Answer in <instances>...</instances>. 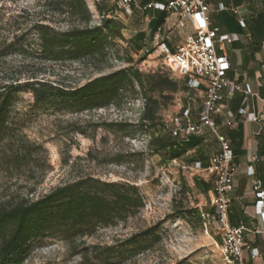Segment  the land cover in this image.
<instances>
[{
	"label": "rangeland",
	"instance_id": "374dc122",
	"mask_svg": "<svg viewBox=\"0 0 264 264\" xmlns=\"http://www.w3.org/2000/svg\"><path fill=\"white\" fill-rule=\"evenodd\" d=\"M86 2L92 13L90 25L99 24L102 18L95 5L92 0ZM106 3L110 6L107 12L117 11L120 16L125 26L122 30L125 40L115 39L104 57L52 62L36 52L38 40L34 25L47 22L66 28L69 22L43 7L42 0H0V85L34 76L75 87L128 66L144 73L165 71L148 27L149 15L138 8L131 15H124L114 0ZM167 15L160 35L167 39L166 44L172 50L187 29L176 27V17ZM139 31L144 33V39L127 43ZM16 36L27 46L24 53H17L14 47L2 48ZM4 51L7 53L1 55ZM235 57L238 60L237 54ZM189 97L178 92L171 102L160 106L157 114L160 125L156 129L160 135L169 133L171 120L178 115L183 99L192 107V118H197L202 93L196 91ZM143 103L137 85L135 90L123 89L120 97L107 106L82 112L35 104L30 92L15 95L12 117L19 133L37 150L32 152V162L21 171H6L0 165V205L21 199L34 200L56 186L87 176L133 184L142 199V206L125 221L99 226L92 235L35 241L24 264H235L222 256L212 224L205 232L203 224L178 217L175 210L177 206L202 210L211 207L210 194L201 193L193 179L210 177L195 165L207 159L214 135L203 132L199 148L187 150L177 159L151 154L147 140L155 130L145 132L136 124ZM152 227L155 234L149 238L144 240L138 236ZM131 236L135 237L134 241L120 248L119 257L112 256L107 262L100 260L104 247L124 244Z\"/></svg>",
	"mask_w": 264,
	"mask_h": 264
},
{
	"label": "trees",
	"instance_id": "16d2710c",
	"mask_svg": "<svg viewBox=\"0 0 264 264\" xmlns=\"http://www.w3.org/2000/svg\"><path fill=\"white\" fill-rule=\"evenodd\" d=\"M94 5L99 14L110 10L106 0ZM42 6L69 22L66 28L47 22L34 25L38 40L36 52L45 60L66 62L104 57L112 49L115 39L125 40L122 34L125 26L119 18L103 17L99 24L90 25L92 13L86 0H42ZM158 12L148 22L152 34L168 16L165 11ZM227 24L231 30H240L232 19ZM131 38L127 43L134 39L143 40L144 33L136 32ZM18 39V36L14 37L2 48L14 47L17 53H24L27 46ZM6 53L4 51L1 55ZM164 69L144 73L137 67L128 66L91 78L75 87L34 76L22 82L1 84L0 165L6 171H21L32 162V152L37 150L19 133L11 114L15 95L23 91L31 93L35 104H51L60 110L82 112L107 106L120 97L123 89L135 90L137 85L144 103L136 124L145 132L155 130L148 135V152L173 160L187 150L199 148L203 139L201 135L174 137L170 132L172 122L167 135H160L156 131L160 125L157 114L161 105L171 102L178 92L186 93L188 98L196 93L188 87L185 79H177L165 66ZM188 104L185 99L182 100L179 115ZM193 180L195 187L203 194H208L212 189L211 178L194 177ZM141 206L142 199L135 185L92 176L56 186L34 200L21 199L0 205V264H24L37 240L57 237L75 239L92 235L99 226L125 221ZM175 210L178 217L195 219L203 224L201 212H212L213 208L202 210L177 206ZM152 234H155V227L142 231L138 236L145 240ZM134 239L131 236L124 244L104 247L100 260L107 262L112 256L119 257L122 252L120 248L130 245Z\"/></svg>",
	"mask_w": 264,
	"mask_h": 264
},
{
	"label": "built area",
	"instance_id": "2783aa9c",
	"mask_svg": "<svg viewBox=\"0 0 264 264\" xmlns=\"http://www.w3.org/2000/svg\"><path fill=\"white\" fill-rule=\"evenodd\" d=\"M101 0H92L93 5ZM119 12L130 15L135 0H114ZM142 9H154L167 13H176L179 16L178 27H183V19L190 22L192 32L187 34L181 43L170 48L160 35V31L154 33L153 40L159 48L158 56L163 65L176 77L185 79L190 89L202 93L201 106L197 113V121L191 117V106L188 104L181 115L175 116L171 122L170 132L174 137L186 138L190 135H201L203 129L207 128L216 138L219 148L211 154L206 167L200 162L196 168L203 169L212 180L210 190V205L212 212H201L205 232L208 225L212 224L213 229L219 237V249L226 260L235 264H249L246 257L253 261L258 253L252 248L243 237L244 226L234 227L229 222V193L233 188V176L235 165L233 164V150L229 141L220 134L218 124L214 115L222 116L224 123L231 126L235 114L226 109L225 100L235 92L243 94V107L239 114L245 115L251 121H259L264 118V100L261 110L254 114L249 113L244 106L252 91L249 85H243L228 77L231 70L230 45L239 40L236 33L218 32L216 27L211 25L210 13L212 11L209 0H147ZM217 11L230 10L239 14L233 7L219 2L216 5ZM100 18H119L117 11H108L99 14ZM242 28H246L243 17L238 18ZM249 36V34H248ZM264 68V62L261 64ZM258 156L254 155L251 161H257ZM250 170L252 171L251 167ZM255 189L254 207L257 215H260L264 223V190L257 182Z\"/></svg>",
	"mask_w": 264,
	"mask_h": 264
},
{
	"label": "crops",
	"instance_id": "0c3cea01",
	"mask_svg": "<svg viewBox=\"0 0 264 264\" xmlns=\"http://www.w3.org/2000/svg\"><path fill=\"white\" fill-rule=\"evenodd\" d=\"M146 2L147 0H135L133 9H140L146 16L149 15L151 19L157 15L158 11L142 9ZM209 2L212 9L210 13L211 25L216 27L220 34L236 33L239 36V40L231 44L233 45L232 49H230L231 70L228 73V77L243 85H249L252 95L249 96L244 106L249 113L256 114L261 110L264 100V68L261 67L264 62V0H209ZM219 2L236 8L239 14H234L230 10L217 11L216 5ZM147 11L149 14H146ZM169 14H173L176 17L175 25L178 27L179 16L176 13ZM240 16L245 20L246 28H242L239 25L238 18ZM229 19H232L234 23L240 26L239 31L228 28L227 22H229ZM183 24V27L187 29L185 37L192 32V28L187 19H183ZM162 25L158 28L159 31ZM163 39L166 43L167 39ZM179 43L175 44L172 49ZM236 54L238 60H236ZM234 57L235 59H233ZM238 67L243 68L239 71ZM242 101L243 94L235 92L227 97L224 102L226 109L235 114V117L232 118L231 126L225 125L222 116L214 115L213 117L218 124L220 134L229 141L233 150L235 172L233 188L229 193L231 199L229 206L230 225L246 227L243 231L244 240L252 248H255L258 253V256L253 261L246 257L247 262L249 264H264V223L260 215H257L254 207L255 184L258 182L260 188L264 190V118L259 121H251L245 115L239 114V109L243 107ZM192 120L197 121V118H192ZM205 131L208 132L209 130L204 128L203 132ZM211 146L212 150L207 159L204 162L198 161L202 167H206L211 154L218 151L219 144L216 138ZM254 155L258 156L259 159L252 162L251 158Z\"/></svg>",
	"mask_w": 264,
	"mask_h": 264
}]
</instances>
